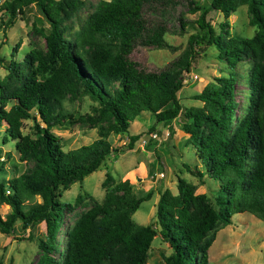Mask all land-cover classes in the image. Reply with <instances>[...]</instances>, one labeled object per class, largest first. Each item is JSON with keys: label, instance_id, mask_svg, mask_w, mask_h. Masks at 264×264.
Wrapping results in <instances>:
<instances>
[{"label": "trees", "instance_id": "trees-1", "mask_svg": "<svg viewBox=\"0 0 264 264\" xmlns=\"http://www.w3.org/2000/svg\"><path fill=\"white\" fill-rule=\"evenodd\" d=\"M205 1L97 0L88 5L90 10L74 31L67 22L85 8L84 0L0 1V28L22 19L31 5L47 25L46 30L32 25L43 43H31L21 60L0 57L6 71L0 78V123L5 125L1 143L13 141L18 161L27 165L7 177L0 160V204L8 207L0 215V233L8 234L15 223L22 230L43 223V236L36 238L35 264H146L157 232L170 249L161 256V264H208L207 250L216 231L229 225L234 213L264 221V0ZM182 2L197 17L188 20L179 12L177 26L170 29L166 21L170 10ZM242 5L248 25L256 30L250 37L230 36L226 18ZM210 10L223 15L219 34L205 20ZM192 24L201 35L189 34L184 49L162 67L144 70L128 58L136 46L175 50L165 34H184ZM200 44L213 45L216 57L231 72L238 62H248V104L238 118L231 77L214 76L193 94L191 99L200 106L182 109L179 104L183 74L195 58L194 47H204ZM84 97L93 103L88 112L64 109V101L79 105ZM143 111L168 128L177 120L185 144L194 148L204 170L182 163L177 172H186L201 184L204 174L217 180V195L210 199L195 193L196 184L174 173L176 192L166 187L157 191L158 230L131 218L152 192L137 196L127 179L115 180L109 172L100 183V201L77 193L72 203L60 202L63 190L81 182L107 156L132 149L138 134L128 135V141L117 147L108 136L125 133ZM24 120L32 121L30 133L21 131ZM63 125L93 128L96 138L63 150L51 131ZM10 158L6 152L4 159ZM79 207L84 209L74 213ZM64 211L74 217L59 247Z\"/></svg>", "mask_w": 264, "mask_h": 264}, {"label": "rangeland", "instance_id": "rangeland-1", "mask_svg": "<svg viewBox=\"0 0 264 264\" xmlns=\"http://www.w3.org/2000/svg\"><path fill=\"white\" fill-rule=\"evenodd\" d=\"M84 1L86 3L85 8L67 22L71 27V31L78 27L88 10H90L88 5L94 4L97 0ZM195 1L197 3L206 2L205 0ZM179 12L188 20H194L197 17V12L188 13L186 3L182 2L180 5H176L173 11L170 10L171 17L166 20L170 24V29L177 26L175 18ZM155 15L152 18L156 22L158 16ZM19 18L17 17L10 27L0 28V57L7 61L21 60L29 50L31 43L34 42L39 45L43 43L42 39L32 32V25L41 26L44 30L47 28L36 7L34 5L29 6L22 19ZM205 20L217 34L220 33L218 24L224 19L219 11L210 10L205 15ZM226 20L228 22L226 30L230 36L250 37L256 30L255 26H250L247 23L248 18L244 5L230 12ZM189 34L200 36L201 29L192 24L185 27L184 34L166 33V41L175 46V50L136 46L132 49L128 58L136 61L139 67L144 70L158 69L184 49ZM17 42H19L17 47L12 49ZM200 46L203 47L204 45L200 44ZM205 46L199 48L200 50L194 47L196 50L195 58L192 60L189 72L183 74V85L177 92L179 104L182 109L189 106H200L201 103L198 100L191 99L193 94L198 93L214 76L231 77L234 81V94L237 103L236 118H238L241 111L248 104L249 64L246 61H240L236 64L234 72H231L226 63L216 57L217 50L215 47L213 45ZM5 73L6 71L0 66V78ZM92 104L86 97L82 99L79 105L70 103L67 100L63 102L65 110L70 111L78 108L81 113L88 112ZM5 108H8V105ZM176 121H172L168 128L161 123H155L149 112H141L139 116L130 122L125 133L119 136H108L110 143L117 147L128 141V135L138 134L139 137L133 143L132 149L107 156L101 166L84 176L81 182H73L67 189L63 190L59 198L60 202L72 203L77 193H86L96 201H100L103 194L100 183L104 178V173L109 172L115 180L127 179L129 182L131 181L137 196L143 195L148 190L152 192L148 200L139 204L131 218L137 224H152L158 230L154 217L155 204L158 198L157 191L166 187L172 194L176 192L174 173L181 169L182 163L201 172L204 171L202 164L195 155L194 148L185 144V136L181 137L183 135L180 134L179 123ZM31 124V120H24L21 131L30 133ZM4 128L5 125L0 123V160L1 158L4 160L3 168L6 176L10 177L21 173L27 165L18 161L13 141H8L5 144L1 143ZM51 131L60 138L63 150L88 144L96 138L95 129L86 126H54ZM153 133L156 135L155 138L150 137ZM6 152L11 154L10 159H4ZM140 164L143 165L141 168ZM127 170L129 172L124 173ZM159 173H162V177L158 176ZM176 174L186 181L196 184L195 193H205L210 199L217 195V180L204 174L203 184H201L196 177L186 172H177ZM33 200L40 201L38 197L33 198ZM83 209L84 207H79L74 210V213H78ZM7 211L8 207L0 204V215L4 216ZM73 217V213L63 212V225L58 235L59 247L64 244V231L70 225ZM43 233V223H38L26 230L20 229L19 224L15 223L11 232L8 234L0 233V263L35 264L38 257L36 238L42 237ZM28 234L31 235L30 239L27 238ZM148 253L146 264H161V256L170 253V249L162 241L158 232L151 241ZM207 258L208 264H264V221L249 213H234L231 216V223L216 231L214 240L208 247Z\"/></svg>", "mask_w": 264, "mask_h": 264}, {"label": "crops", "instance_id": "crops-1", "mask_svg": "<svg viewBox=\"0 0 264 264\" xmlns=\"http://www.w3.org/2000/svg\"><path fill=\"white\" fill-rule=\"evenodd\" d=\"M165 126H166V127H168L167 125H165ZM172 132H173V131H172ZM173 134H174V133H173ZM116 136H118V135H116ZM180 136H181V135H180ZM181 137H184V136H181ZM185 139H186V136H185ZM124 143H125V142H124ZM142 166H143V165H142V164H140V168H141ZM126 172L128 173V172H129V170L125 171L124 173H126ZM124 173H123V174H124ZM123 180H124V179H123ZM130 183H131V181H130Z\"/></svg>", "mask_w": 264, "mask_h": 264}, {"label": "built area", "instance_id": "built-area-1", "mask_svg": "<svg viewBox=\"0 0 264 264\" xmlns=\"http://www.w3.org/2000/svg\"><path fill=\"white\" fill-rule=\"evenodd\" d=\"M155 136H156V135H155L154 133L150 135L151 138H155ZM158 176H159V177H162V173H159Z\"/></svg>", "mask_w": 264, "mask_h": 264}]
</instances>
